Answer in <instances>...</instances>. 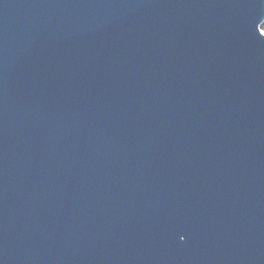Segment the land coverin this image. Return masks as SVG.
Returning <instances> with one entry per match:
<instances>
[{
	"label": "water",
	"instance_id": "1",
	"mask_svg": "<svg viewBox=\"0 0 264 264\" xmlns=\"http://www.w3.org/2000/svg\"><path fill=\"white\" fill-rule=\"evenodd\" d=\"M264 0H0V264H264Z\"/></svg>",
	"mask_w": 264,
	"mask_h": 264
},
{
	"label": "trees",
	"instance_id": "2",
	"mask_svg": "<svg viewBox=\"0 0 264 264\" xmlns=\"http://www.w3.org/2000/svg\"><path fill=\"white\" fill-rule=\"evenodd\" d=\"M260 27L264 30V20H263V22L261 23Z\"/></svg>",
	"mask_w": 264,
	"mask_h": 264
},
{
	"label": "rangeland",
	"instance_id": "3",
	"mask_svg": "<svg viewBox=\"0 0 264 264\" xmlns=\"http://www.w3.org/2000/svg\"><path fill=\"white\" fill-rule=\"evenodd\" d=\"M261 28V27H260ZM261 30L264 32V30L261 28Z\"/></svg>",
	"mask_w": 264,
	"mask_h": 264
}]
</instances>
